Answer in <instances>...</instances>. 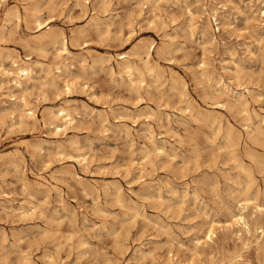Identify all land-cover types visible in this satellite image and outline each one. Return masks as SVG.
I'll return each instance as SVG.
<instances>
[{
  "label": "rangeland",
  "instance_id": "374dc122",
  "mask_svg": "<svg viewBox=\"0 0 264 264\" xmlns=\"http://www.w3.org/2000/svg\"><path fill=\"white\" fill-rule=\"evenodd\" d=\"M263 11L0 0V264H264Z\"/></svg>",
  "mask_w": 264,
  "mask_h": 264
},
{
  "label": "bare ground",
  "instance_id": "6f19581e",
  "mask_svg": "<svg viewBox=\"0 0 264 264\" xmlns=\"http://www.w3.org/2000/svg\"><path fill=\"white\" fill-rule=\"evenodd\" d=\"M264 13V11L262 12ZM216 15V13H215ZM213 16V15H212ZM217 16H213V18ZM33 18L36 22H38V16L37 15H33ZM215 18V19H216ZM214 19V20H215ZM219 20V19H218ZM220 21V20H219ZM38 25H40V23L38 22ZM216 27V26H215ZM53 30V29H52ZM51 33V32H50ZM36 36V35H35ZM53 42H59L60 43V47H61V52H67V49H66V46H65V38L61 35V34H58L57 36H55L54 38L51 39ZM32 44V43H31ZM151 46V45H150ZM150 49V48H149ZM69 52V51H68ZM148 52V50L146 51ZM145 52V53H146ZM136 53V52H135ZM137 54V53H136ZM139 56V55H138ZM123 57V56H122ZM140 58V57H139ZM13 63H15V61H13ZM144 63L146 64L147 62L144 61ZM143 63V64H144ZM16 64V63H15ZM149 66V64H148ZM17 69H18V72L19 73H14L16 75H14L15 78L12 79V84L14 87H21L22 85V80H21V76L26 77L27 78H30V74L32 73V67L30 65V63L24 61L18 65H16ZM122 70L126 71L129 75L131 74V71H132V67L128 64V62H126L123 66H122ZM5 71V70H4ZM25 79V78H24ZM66 85H69V84H66ZM21 92V91H20ZM239 104V103H238ZM13 105H15L14 108L20 110L21 112H23L25 114V117L27 118H33L35 119V112L34 110L32 109V107L29 106V104L27 103V101L25 100V98H23L22 96H18V100L13 103ZM58 111V112H57ZM57 114H55L57 117H59V119L63 122V123H68L71 121L72 117H71V114L69 112V110L67 108H64V107H60L58 110H57ZM43 116V115H42ZM212 121V120H211ZM213 123V122H212ZM260 129V128H259ZM227 130V129H226ZM233 146V144H232ZM159 149V148H158ZM165 149V148H164ZM244 207V205H242V208ZM255 209L258 210V212H261L263 211L264 212V206H260V205H257L255 204L254 205ZM254 209V208H253ZM262 214V213H261ZM239 220H241L244 225L247 224V222L245 221L244 219V216L240 215L238 217H235L233 219V221L235 223L239 222ZM250 225V224H249ZM258 230V229H257ZM213 234V230H209L208 231V234H207V238L210 239L211 238V235ZM264 248V247H263ZM263 256V255H262ZM264 257V256H263Z\"/></svg>",
  "mask_w": 264,
  "mask_h": 264
}]
</instances>
